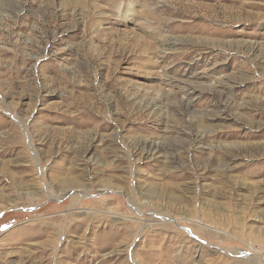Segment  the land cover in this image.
<instances>
[{
    "label": "rangeland",
    "instance_id": "rangeland-1",
    "mask_svg": "<svg viewBox=\"0 0 264 264\" xmlns=\"http://www.w3.org/2000/svg\"><path fill=\"white\" fill-rule=\"evenodd\" d=\"M0 264H264V0H0Z\"/></svg>",
    "mask_w": 264,
    "mask_h": 264
}]
</instances>
